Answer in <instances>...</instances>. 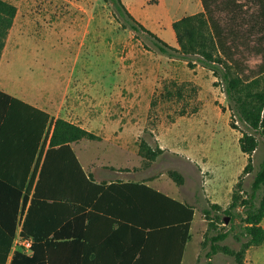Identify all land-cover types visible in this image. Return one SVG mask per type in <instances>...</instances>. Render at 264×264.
Listing matches in <instances>:
<instances>
[{"label":"rangeland","instance_id":"rangeland-1","mask_svg":"<svg viewBox=\"0 0 264 264\" xmlns=\"http://www.w3.org/2000/svg\"><path fill=\"white\" fill-rule=\"evenodd\" d=\"M4 1L16 7V15L1 55L2 81H9L11 49L15 48V42L18 43L15 50L18 59L33 64V77L40 75L41 78L43 72L53 82L55 94L62 93L61 81L73 70L75 77L81 74L90 81L103 82L106 90L114 78V110L110 120L115 124H131V130L140 131L138 139L135 141L136 133L128 131L133 140L126 153L116 147L105 148L102 142L99 143L101 135H95L94 139L82 138L85 142L80 150L77 149L79 154L93 159L92 153L98 148L97 151L101 150L103 157L112 162L128 159L131 161L129 169L133 166L145 169L147 175H154L171 188L175 184L168 171H178L185 179L181 190L197 210L195 227L199 225V229L194 232L192 244L197 256L192 264H235L234 258L221 248L207 258L210 245L206 236L213 234L208 228L210 220L214 219L220 231L229 233L219 246L239 249L241 242L237 237L245 240L241 234V218L237 215L242 213V207L230 215L221 214L224 219L219 220L211 204H218L223 210L231 204L234 192L240 200L250 196L255 172L263 160L264 139L257 136L258 146L251 167L244 171L248 155L241 152L239 139L245 127L235 119L237 128L230 127L228 101L221 85L214 84L216 78L212 72L199 64L189 67L179 58L160 54L147 34L134 32L123 25L106 0ZM162 1L172 8L174 19L181 16L183 9L189 14L194 7L190 0H183L179 10L175 9L178 0ZM31 31H39V34ZM159 33L165 41H170L168 33L175 37L171 25ZM172 42L176 43L175 40ZM27 69L21 67L22 75H26ZM100 122L104 123L102 119ZM148 132H152L154 138L148 136ZM177 137L180 141L181 137H187L189 143L192 142L190 155L199 163L165 152L147 165V160L139 155V143L143 138L155 149L152 142L157 138L171 146L169 142ZM135 153L140 160H134ZM204 209L212 210L208 218ZM261 226L264 227V218ZM244 263L264 264V241L246 250Z\"/></svg>","mask_w":264,"mask_h":264},{"label":"trees","instance_id":"trees-1","mask_svg":"<svg viewBox=\"0 0 264 264\" xmlns=\"http://www.w3.org/2000/svg\"><path fill=\"white\" fill-rule=\"evenodd\" d=\"M106 1L123 25L134 32L147 34L160 54L179 58L189 67L199 64L212 72L216 78L214 84L221 85L228 101L231 112L230 127L237 128L235 121L245 127V130L241 131L239 146L241 152L248 155V164L244 171L250 168L253 153L258 146L257 136L264 139V0H199L201 12L183 16L171 24L177 46H171L135 19L122 0ZM15 15L16 7L0 0V58ZM147 135L154 138L152 132ZM82 138L94 139L96 136L65 120H55L49 148L41 165L42 156L39 155L25 194L22 195V188L18 191V209L21 208L22 211L38 174L34 195L21 230L22 239L33 237L32 255L15 252L10 264H50L46 254L65 251L75 256H88L91 251L94 253V261L91 264H103L98 247L90 248L86 233L69 229L72 225H83L85 215L80 214L90 205L94 210H98L100 201L107 198L106 193L111 191L127 193L123 197L127 200V206L123 209L121 222L141 228L149 235L158 228H170L179 224L182 230V245L177 263L179 264L183 245L189 239L193 208L144 183H95L84 172L69 145ZM38 142L32 147L33 156L37 152ZM152 143L156 145L155 149L144 138L139 143V155L147 160V165L164 152L156 141ZM168 176L178 186L184 184L185 179L178 171L169 170ZM237 186H240V183ZM98 197L100 200L93 203ZM138 198L144 200V207L138 202ZM239 207H242L243 211L237 215L241 218V234L245 238L241 240L237 237L241 242L240 248L233 250L226 246L220 247L219 242L224 241L229 233L220 231L217 222L211 219L208 232L213 234L206 236V242L210 245V250L206 253L207 258L210 259L221 248L226 255L234 258L235 264H245L246 250L263 243L264 227L261 222L264 218V153L247 199L240 200L234 192L228 208L222 210L220 205L211 204V209L216 211L215 217L219 220L224 219L221 214L230 215ZM211 209L203 210L207 218L212 212ZM90 212L86 215L89 221ZM105 212L110 213L111 210ZM157 213L163 219H153ZM138 214H142L146 220H136ZM14 231L13 225L8 245L0 255V264L7 262ZM49 236L51 237L48 238ZM63 238L66 240L60 241ZM142 263L137 260L134 262Z\"/></svg>","mask_w":264,"mask_h":264},{"label":"crops","instance_id":"crops-1","mask_svg":"<svg viewBox=\"0 0 264 264\" xmlns=\"http://www.w3.org/2000/svg\"><path fill=\"white\" fill-rule=\"evenodd\" d=\"M182 1L178 0L175 9H181L180 3ZM190 1L194 3V7L189 14L183 9L181 16L174 19L171 16L172 8L167 6L165 1L122 0L135 19L164 41L165 39L160 36L159 31L169 28L174 20L202 11L199 0ZM27 32L26 35H29V31ZM31 32L39 34V31ZM168 34L167 38L170 41L166 40L167 43L175 46L176 43L173 44L172 42L174 40L176 42L175 37H173L172 33ZM15 43V48L11 49L12 59L10 61L9 81L7 83L0 78V255L8 245L12 226L14 225L15 227L6 264H10L15 252L25 253L28 256L32 255V251L26 252L22 250L17 241L22 237V226L34 195L38 174L31 186L28 200L22 211L21 208L18 209V191L22 188V195L25 194L31 182L39 155L42 156L41 165L49 148L55 120L62 119L89 132H93L94 135H101L102 140L98 142H102L105 148L116 147L126 153H128L126 150L129 147V142L133 140L130 133H136L134 140L137 141L140 132L135 129L131 130V124L129 123L115 124L110 120L114 110L113 76V81L109 82L110 86L106 90L102 86L103 82H99L97 79L90 81L87 77L83 78L81 74L79 77H75L73 70L66 79L61 81L62 93L55 94L51 86L53 82L46 78L43 72H41V78L40 75L33 77V64L30 65L28 61L25 63L18 59L15 51L18 49V43ZM73 64L76 63L73 62ZM74 66L72 65L73 68L76 67ZM21 67L28 68L27 70L30 74L32 73V76H29L28 71L25 76L22 75ZM111 74H113L112 71ZM100 119L104 123L100 122ZM173 140L170 142L168 140L171 146H166L163 139L157 138L156 142L164 150L163 153L171 152L172 154L185 156L190 162L197 163L199 161L195 157H191L192 142L189 143L187 137H181L182 141L179 140V137L173 138ZM36 141L39 142L37 144V152L33 156L32 147ZM83 142L85 141L80 139L69 143V145L84 172L95 183H104L105 185L128 182L144 183L154 190L193 208V218L189 225V239L183 245L179 262V264H192L193 259L197 256L195 245L192 247V244H194L193 235L195 231H198L199 225L195 227L197 216L195 206L186 199V193L181 190L184 184L178 186L174 182L175 186L171 188L154 175H147L145 169L134 168V166L129 169L128 165L131 161H128V159L123 162H112L104 158L103 152L101 150L97 151L98 148L92 153L93 159L88 160L87 157L80 155L78 152L81 145L84 144ZM134 156V160H140L137 153ZM201 161H204V159ZM136 164H138V161ZM106 194H108V197L100 201L98 210H94L90 205L80 214V216L85 215L83 225L81 223L80 225H72L69 229L86 233L90 248L98 247L103 264H134L136 260L142 261V264L178 263L182 245V230L178 226L179 224H175V226L170 228H158L149 235L141 228L120 221L123 209L127 206V200L123 198L126 196V192L111 191ZM112 197L120 198L113 199ZM98 200H100V197L96 198L93 203ZM137 200L144 207V200L139 198ZM108 210H111V212L106 213L105 211ZM89 211H91L90 221L86 218ZM135 219L146 220L142 214H138ZM153 219L161 220L163 217L157 213ZM42 222H44L43 219ZM28 237L33 239L32 236ZM64 240L66 238L60 241ZM83 241L86 242L85 240ZM93 254L90 251L88 256H83L82 254L75 256L65 251L64 253L46 255L48 256L47 262L50 264H82L83 259L84 264H91L94 261Z\"/></svg>","mask_w":264,"mask_h":264},{"label":"built area","instance_id":"built-area-1","mask_svg":"<svg viewBox=\"0 0 264 264\" xmlns=\"http://www.w3.org/2000/svg\"><path fill=\"white\" fill-rule=\"evenodd\" d=\"M17 242H18L17 244L20 246V248H22V250L26 252L31 251L33 245V239L31 237L30 238L28 237L26 239H22L21 237L18 239Z\"/></svg>","mask_w":264,"mask_h":264},{"label":"water","instance_id":"water-1","mask_svg":"<svg viewBox=\"0 0 264 264\" xmlns=\"http://www.w3.org/2000/svg\"><path fill=\"white\" fill-rule=\"evenodd\" d=\"M226 222H227V220H226Z\"/></svg>","mask_w":264,"mask_h":264}]
</instances>
